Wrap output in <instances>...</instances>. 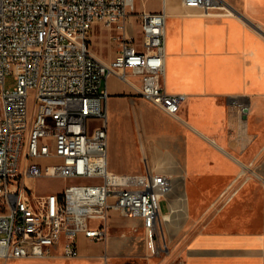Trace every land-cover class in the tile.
<instances>
[{
	"label": "built area",
	"instance_id": "2783aa9c",
	"mask_svg": "<svg viewBox=\"0 0 264 264\" xmlns=\"http://www.w3.org/2000/svg\"><path fill=\"white\" fill-rule=\"evenodd\" d=\"M181 3L210 16L235 12L225 0ZM134 14L139 40L127 31ZM165 22L164 9L135 12L134 0H0V260L76 258L79 234L107 241L112 211L140 221L148 248L159 253L160 203L174 185L148 169H108L104 83L116 75L178 118L186 95L164 86ZM96 23L118 32L119 50L108 63L90 51ZM10 72L16 85L5 89ZM229 101L239 113L249 110L246 97ZM41 177L70 182L39 193Z\"/></svg>",
	"mask_w": 264,
	"mask_h": 264
},
{
	"label": "crops",
	"instance_id": "0c3cea01",
	"mask_svg": "<svg viewBox=\"0 0 264 264\" xmlns=\"http://www.w3.org/2000/svg\"><path fill=\"white\" fill-rule=\"evenodd\" d=\"M225 1L234 14L206 15L181 0H142L139 12L166 13L164 86L186 95L178 118L146 101L168 115L162 125L148 120L147 131L136 111L142 99L137 90L116 75L104 83L108 169L119 174L148 169L169 175L175 185L182 180L179 197L161 200L166 202L162 220L185 210L187 228L169 242L158 264H264V0ZM234 96L248 98L246 113L230 105ZM177 200L185 201L184 207ZM112 216L120 215L110 212L106 223ZM130 220L128 229L142 228ZM197 224L202 228L195 229ZM140 240L122 233L92 241L79 234V256L69 262L60 257L0 261L117 264Z\"/></svg>",
	"mask_w": 264,
	"mask_h": 264
},
{
	"label": "rangeland",
	"instance_id": "374dc122",
	"mask_svg": "<svg viewBox=\"0 0 264 264\" xmlns=\"http://www.w3.org/2000/svg\"><path fill=\"white\" fill-rule=\"evenodd\" d=\"M141 3L142 0H134L135 4V12H139L141 9ZM157 5V3H156ZM199 12H202L200 9H198ZM169 24H172V21L169 20ZM127 31L130 34H133L137 40L140 39V26H139V19L134 14L128 21L127 25ZM117 31L115 29H106L105 27L101 26L100 23H96L91 31L89 32V46L90 51L94 55L96 59H98L101 62L108 63L110 62L115 55L117 54L119 50V42L117 41ZM16 85V80L13 75V73H8L4 77V87L5 89H12ZM137 114L139 117H144L143 124L148 131L149 123L148 120H151L152 118L158 119L160 122V125L163 124L164 119L168 117V115L158 111L155 109L151 104L147 103L146 101L140 99L139 105L137 106ZM160 117H158V115ZM132 126L134 129V136H135V142H138V133L135 130L136 124L135 120L132 119ZM70 182L68 180H64L62 178H54V177H41L36 180L35 187L38 192H51V191H58L63 188V186ZM174 182V190L177 193H172L170 196L171 198H177L179 197L180 193H183L182 190V180L177 179L178 184L175 185V179H173ZM178 189V190H177ZM193 203V200H192ZM176 204L179 206L181 204L182 206L185 205V201H176ZM184 207V206H183ZM166 211V202L161 201L160 203V212L164 213ZM215 211V210H214ZM203 212V211H202ZM211 212L207 213L205 216L208 217ZM204 216V215H203ZM186 219L187 214L184 210L183 212L176 213L174 217H172L171 220L167 222H162L160 226H158L156 230V236L154 237L156 245L160 248L159 253L152 254L150 249L147 246V241L144 237L143 228H138L136 232H133L128 229L130 225V219L122 216H112L109 217L107 221V231L108 234H122L125 233L127 235H136L141 240L137 243V246L132 248L130 252L127 254V256L117 259V264H158L161 257L166 256V253L168 249L171 248V244H169L170 241L175 240L177 236L181 235L184 231H186ZM127 222V223H126ZM128 224V226H126ZM203 224H197L194 228H202ZM132 229V227H131ZM162 248V250H161ZM148 258H153L151 261L148 262ZM37 261H56L52 259H38V258H32ZM72 259H66L65 261L69 262ZM0 264H4L3 261H0ZM27 264H38V263H27Z\"/></svg>",
	"mask_w": 264,
	"mask_h": 264
}]
</instances>
